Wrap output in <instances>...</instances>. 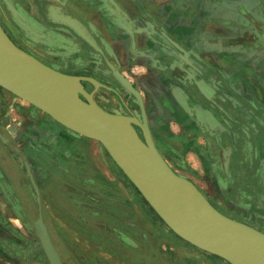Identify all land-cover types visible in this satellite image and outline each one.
Instances as JSON below:
<instances>
[{
  "label": "rangeland",
  "instance_id": "1",
  "mask_svg": "<svg viewBox=\"0 0 264 264\" xmlns=\"http://www.w3.org/2000/svg\"><path fill=\"white\" fill-rule=\"evenodd\" d=\"M27 1L32 2L37 16L20 8ZM49 1L1 0L0 8L11 23H19L23 17L28 23L35 20L37 26L49 28L39 15ZM62 1L79 10L104 55L69 29L50 27L52 36H42L63 41L65 35L75 37L85 46L79 59L88 65L84 73L54 69L94 80L80 79V83L97 98L99 106L129 117L138 135L144 141L150 138L175 172L185 174L212 205L222 208V188L213 182L205 141L212 138L209 113L219 111L205 102L197 88L201 84L196 85L195 75L191 77L195 59L189 53L179 55L178 51L188 50L185 44L189 43H179L170 35V41L160 39L163 37L155 30L151 36L158 40L146 43L145 55L132 51L135 44L129 42L127 50L125 42L114 36L117 29L126 32L125 16L120 15L125 14L124 0H114L117 6L109 0ZM23 36L31 41L29 33ZM45 45L51 48L54 44L50 41L41 47ZM61 59L48 61L61 63ZM157 64L162 65L161 70ZM152 94L155 99L149 97ZM51 137L55 139L51 141ZM230 209L234 213L237 207L230 205ZM38 220L45 225L63 264H229L179 237L100 142L70 131L0 86V264H50L37 235Z\"/></svg>",
  "mask_w": 264,
  "mask_h": 264
},
{
  "label": "water",
  "instance_id": "2",
  "mask_svg": "<svg viewBox=\"0 0 264 264\" xmlns=\"http://www.w3.org/2000/svg\"><path fill=\"white\" fill-rule=\"evenodd\" d=\"M109 1L117 6L114 0ZM52 23L66 27L102 53L71 24L54 18ZM0 32L14 48L0 43L1 87L70 131L100 142L150 206L183 240L229 264H264V233L217 210L190 179L169 166L150 138L144 141L138 135L129 117L100 107L80 83V79L94 80L47 66L18 49L1 26ZM36 193L39 197L38 190ZM35 225L50 264H63L45 225L41 220Z\"/></svg>",
  "mask_w": 264,
  "mask_h": 264
},
{
  "label": "crops",
  "instance_id": "3",
  "mask_svg": "<svg viewBox=\"0 0 264 264\" xmlns=\"http://www.w3.org/2000/svg\"><path fill=\"white\" fill-rule=\"evenodd\" d=\"M124 3L127 28L124 33L118 29L114 32L118 42H125L127 50L128 42L135 44L136 50L132 48V51H142L145 55L148 42L158 40L151 36L158 29L163 37L160 39L170 41V35L179 43H189L185 44L188 50L178 52L181 57L182 53H189L195 59L194 64L191 62L195 70L191 77L196 76L194 81L206 91L205 102L212 107L221 105L224 110L219 113L226 123L229 119L236 125L253 129L254 150L261 164H256L253 170L248 158L241 156L244 151L240 145L234 151L238 163L225 166L229 178L238 177L237 197L244 202L247 213L245 221H238L247 223V218L262 210L258 209V201L253 200L257 194L262 195L264 206V0H124ZM55 37L52 41L60 42ZM149 97L155 99L156 95ZM209 114L214 122L220 120L213 111ZM210 128L211 137L220 146L218 129L213 125ZM54 139L51 137V141ZM222 185L234 192V185L229 181L225 184L222 181ZM228 200L236 201L233 197Z\"/></svg>",
  "mask_w": 264,
  "mask_h": 264
},
{
  "label": "flooded vegetation",
  "instance_id": "4",
  "mask_svg": "<svg viewBox=\"0 0 264 264\" xmlns=\"http://www.w3.org/2000/svg\"><path fill=\"white\" fill-rule=\"evenodd\" d=\"M19 6L22 10H25V12L30 10L28 12V14H30L31 16L32 15L37 16V11H35L34 6H32V2H28V1L23 2V3H21V5L19 4ZM50 6H52L51 10H55L53 8L58 7V8H60V10L64 11L65 14H70L73 17H75L77 20H79L81 23H83L90 32L92 31L91 33L93 34L94 38L96 39V41L99 44L100 49H101V45H100L99 40L97 39L94 31L84 22V20L82 19L83 17L81 16L79 10L73 4H66L62 0H52V1L50 0L49 2L45 3V5L43 6V9L41 10L39 15L41 18H43L46 21L49 28L53 27V29L57 28V29H62V30L67 29L66 27L59 26V25L52 23L53 13L51 16L49 15V13H50L49 7ZM3 7L5 8V6H3ZM123 13H124V11L122 12V14ZM122 14H120V15L123 17L125 16V19H126V12L124 15H122ZM11 22L12 21L9 20V18H7V14H5L3 12L2 8H0V24L4 28L7 35L14 42H19L21 44V46L24 49H27V51H29L35 58L37 57V59L40 60L41 62H43L44 64L49 65L52 68H56L62 72H72V73L73 72H75V73H84L85 72L88 65L84 64L85 62L83 63L82 59H79V52L84 50L83 48L85 46L80 44L78 42V39L76 40L75 37L73 38V37H69L68 35H65L67 37V39H65L63 41V40H61V38L57 37L60 42L55 43L50 38L42 36V34H45V35L49 34L52 36V30L53 29L49 30V28H47V27H43L40 25L37 26V24H35V20H33V21L31 20L28 23V21H26V18L22 17L19 23L15 22V21H14V23H11ZM134 29H135V27H134ZM150 30L151 29L149 28V31ZM155 30L157 31L158 29H155ZM130 31H132V28L130 29ZM23 33H29V35L31 37V41H28L23 36ZM63 34H65V33H63ZM57 38H54V40H57ZM49 40L54 44L51 48H49L46 45H45V48L41 47L42 45L44 46L45 43L50 42ZM80 41H82V40L80 39ZM33 47H36V49H37L36 52L34 51ZM37 51H40V53H38ZM67 52H68V54L70 53V55L66 54ZM45 57H50V58H48V60L51 59V57L52 58L60 57L62 59H61V63L55 62V61L49 62L48 60L45 59ZM102 67L101 68L103 70H105V67L104 66H102ZM156 67L159 70H161L162 65L157 64ZM195 83H196V85H199V84H197V82H195ZM197 88L199 90L200 87L197 86ZM200 91L204 96L205 95L207 96V93L204 92L205 90L203 91L202 88H200ZM93 99L97 102L98 105H100L99 101L97 100V98L94 95H93ZM216 109H218L219 112L224 110V108L221 105L219 107H217ZM213 112H214V110H213ZM219 112H216V115L219 116L220 120L219 121L216 120V122H214V120L211 117L210 122H211V126L213 125V126H215L216 130L218 129L220 137L217 138V141L220 140V146H217L216 144L218 142H216V144H215V141L212 138H211V141L208 140V137L205 138V141H207V144H208V151H209V154L207 156V160L209 158L208 163L210 164L211 170L214 173L212 176V179H213V182H216V184L220 188H222V194L221 195L223 196L222 200L224 201V205L222 206V208L218 207L216 204L215 205L213 204V206L215 208H217V210H219L221 213L225 214L226 216H228L232 219L236 218V216H237L239 220L245 221V216L247 215V213L245 212L246 210L244 209V202H242L241 199H238V197H237V193H238L237 179H238V177L234 175V177L229 178V176L227 175L228 173L225 171V166L227 165V163H229V164H231V163L234 164V162L238 163V161H237L238 156L234 154V151L236 150L235 146L238 147L240 145L242 146V151H244L243 155H241V156L242 157L246 156V158H248V161H249L248 163L251 164L250 166L253 170H254V167L256 164H261V161L259 159V154L257 152H255V150H254L255 139L252 136L253 129L250 127H247L245 125L244 126L236 125L234 121L232 122L229 119H228V121H230V122L227 121V123H226L225 119L222 118V115ZM128 115L134 116V114L132 112H130V114H128ZM240 160H241V158H240ZM240 164H242V161L240 162ZM227 180L234 185L233 186L234 192H233L232 188H230L228 190V188H226L225 186L222 185V181H224V184H225V182H228ZM193 183L196 184L195 182H193ZM263 190H264V185H263ZM262 194L264 195V192ZM231 197H233L236 201H231V200L229 201L228 199H231ZM253 200L258 201V204H257L258 209L261 208L262 210H261V212L256 211V213H254L253 217H251V218L246 217L247 218L246 224L253 227V228H256L257 230L260 229L259 231L264 233V206H263V203L261 201L262 195L257 194L255 199H253ZM230 205H234L237 207V209H234V213L231 211ZM239 213H243L242 217L238 216Z\"/></svg>",
  "mask_w": 264,
  "mask_h": 264
},
{
  "label": "bare ground",
  "instance_id": "5",
  "mask_svg": "<svg viewBox=\"0 0 264 264\" xmlns=\"http://www.w3.org/2000/svg\"><path fill=\"white\" fill-rule=\"evenodd\" d=\"M51 7L52 6L49 7L50 13L48 12L50 16L53 13L52 16L57 21H62L63 23H69V24H71L72 27L79 33V35L81 37H83L84 39H87L91 44H93L97 48H99V46L97 45L96 40H95L93 34L91 33L92 31L90 32L86 27H84V25L80 21L76 20L74 17L69 16L68 14H65L64 11L60 10V8H58V7L56 8V7L53 6L54 7L53 9H55V10H51ZM6 42H8L7 39L2 34V32H0V43L3 44V45H5V46H7V47H9V48L14 49L13 47H11ZM143 129L146 130V128L144 126H143Z\"/></svg>",
  "mask_w": 264,
  "mask_h": 264
}]
</instances>
